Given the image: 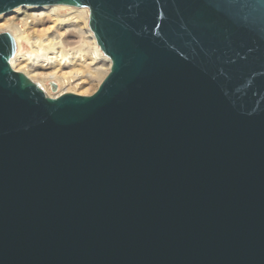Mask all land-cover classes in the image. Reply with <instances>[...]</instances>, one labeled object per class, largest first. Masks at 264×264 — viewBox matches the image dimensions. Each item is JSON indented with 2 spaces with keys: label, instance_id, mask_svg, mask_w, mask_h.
Here are the masks:
<instances>
[{
  "label": "water",
  "instance_id": "1",
  "mask_svg": "<svg viewBox=\"0 0 264 264\" xmlns=\"http://www.w3.org/2000/svg\"><path fill=\"white\" fill-rule=\"evenodd\" d=\"M46 5L88 8L112 65L52 99L0 34V264H264V0L0 15Z\"/></svg>",
  "mask_w": 264,
  "mask_h": 264
},
{
  "label": "bare ground",
  "instance_id": "2",
  "mask_svg": "<svg viewBox=\"0 0 264 264\" xmlns=\"http://www.w3.org/2000/svg\"><path fill=\"white\" fill-rule=\"evenodd\" d=\"M7 15L14 17L0 23V33L7 31L15 41L10 66L37 84L47 97L57 99L67 93L91 96L110 73L111 60L90 28L88 8L20 6L1 14L0 19ZM66 36H76L77 46L69 48ZM88 85L95 90L90 93L85 89Z\"/></svg>",
  "mask_w": 264,
  "mask_h": 264
},
{
  "label": "rangeland",
  "instance_id": "3",
  "mask_svg": "<svg viewBox=\"0 0 264 264\" xmlns=\"http://www.w3.org/2000/svg\"><path fill=\"white\" fill-rule=\"evenodd\" d=\"M34 8H37V7H34ZM12 17H14V15L3 16L0 19V23H4V22H6L8 19H10ZM6 33H7V31H6ZM65 41H66V44L68 45L69 48H73V47L77 46V43L79 42V39L76 36H66L65 37ZM95 88L96 87H94V89H92V86L88 85L85 89H89V91L91 93L93 90H95ZM82 96H89V95H82Z\"/></svg>",
  "mask_w": 264,
  "mask_h": 264
}]
</instances>
